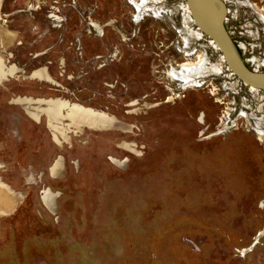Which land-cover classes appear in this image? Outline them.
Here are the masks:
<instances>
[{"label":"rangeland","instance_id":"374dc122","mask_svg":"<svg viewBox=\"0 0 264 264\" xmlns=\"http://www.w3.org/2000/svg\"><path fill=\"white\" fill-rule=\"evenodd\" d=\"M224 1L264 72V0ZM0 30L23 70L0 84V264H264V90L230 73L187 0H0ZM58 99L117 123L65 136Z\"/></svg>","mask_w":264,"mask_h":264},{"label":"bare ground","instance_id":"6f19581e","mask_svg":"<svg viewBox=\"0 0 264 264\" xmlns=\"http://www.w3.org/2000/svg\"><path fill=\"white\" fill-rule=\"evenodd\" d=\"M191 1H192V4L194 5V8L199 17V20L202 23H204L207 27H212L215 30L217 16L221 12L220 4H218V2H216L215 0H191ZM138 8L139 10H142V8H144V4H139ZM186 24L188 23L186 22ZM202 37L203 36H201V38ZM0 39H1L0 44L5 46L7 45V43L11 41L12 34L8 33L7 31L0 30ZM214 43L216 42L214 41ZM224 54L226 57L228 56L227 49H224ZM189 68L192 69V67H189ZM215 70H216L215 67H207L206 65V67L201 66L194 70L185 69V68H182V70H179V71L172 70L170 73L179 79L190 82L195 78L201 77L202 74L213 72V71L215 72ZM22 71L23 70L19 68L17 65L7 63L6 56L3 53H0V84H2L3 81L7 80L8 78L17 77L19 75V72H22ZM29 77L38 78V79L45 80L48 82H53V79L46 68H38V69L33 70L29 74ZM252 89H255L256 91H258V89L256 88H252ZM47 111L53 116H55L56 118H59L60 120L69 119V122L67 121L64 124V131H62L63 135L65 136L70 126H73L74 128H78V129H82V127L84 126L88 128H92V129H103V128H108V127H115L117 123L113 115L111 116L103 110H98V109H95L89 106L82 105L77 102H70L67 99L54 100L52 102V105L47 109ZM61 166H63L62 159L61 157H59L51 166V170H50L51 174L56 177ZM3 192L4 194L2 195ZM5 194H6L5 191L2 188H0V197H4L3 200L7 203H10L12 198L9 197L7 194L6 195ZM55 197H56V194L54 193V191L52 192V190L45 188L44 194H43V200L48 206V208L52 209L53 211H55Z\"/></svg>","mask_w":264,"mask_h":264},{"label":"water","instance_id":"95a60500","mask_svg":"<svg viewBox=\"0 0 264 264\" xmlns=\"http://www.w3.org/2000/svg\"><path fill=\"white\" fill-rule=\"evenodd\" d=\"M215 1L221 6V12L217 16L215 30L212 27H207L199 20L191 0H187V7L198 26L210 37L211 40L216 42L217 49H220L222 52L221 56H225L226 53L224 54V49H227L228 56H225L223 61L226 62V66L230 73L238 76V78L242 80L245 85L249 86L250 89L256 88L259 91L264 90V72L250 71L248 69L237 46L234 44L224 27V21L228 11L225 1Z\"/></svg>","mask_w":264,"mask_h":264},{"label":"crops","instance_id":"0c3cea01","mask_svg":"<svg viewBox=\"0 0 264 264\" xmlns=\"http://www.w3.org/2000/svg\"><path fill=\"white\" fill-rule=\"evenodd\" d=\"M47 189H50V188H47ZM51 190V189H50ZM53 192V191H52ZM55 193V192H54ZM56 194V193H55ZM56 196H57V194H56ZM56 198V197H55Z\"/></svg>","mask_w":264,"mask_h":264}]
</instances>
